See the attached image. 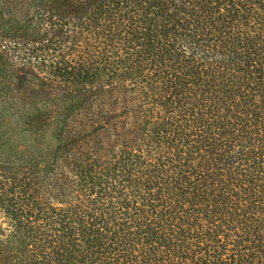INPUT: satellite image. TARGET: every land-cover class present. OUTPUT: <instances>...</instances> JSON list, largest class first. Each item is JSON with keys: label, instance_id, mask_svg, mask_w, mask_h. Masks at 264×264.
Listing matches in <instances>:
<instances>
[{"label": "trees", "instance_id": "1", "mask_svg": "<svg viewBox=\"0 0 264 264\" xmlns=\"http://www.w3.org/2000/svg\"><path fill=\"white\" fill-rule=\"evenodd\" d=\"M0 107V264H264V0H0Z\"/></svg>", "mask_w": 264, "mask_h": 264}, {"label": "rangeland", "instance_id": "2", "mask_svg": "<svg viewBox=\"0 0 264 264\" xmlns=\"http://www.w3.org/2000/svg\"><path fill=\"white\" fill-rule=\"evenodd\" d=\"M4 108H8V107H4ZM0 109H2V107H0ZM5 114H6V112L3 113V115H5ZM10 133H11V132H10ZM12 133L15 134V139H16L18 142H23V141L21 140V138H20V137L22 136L20 130H14V131H12Z\"/></svg>", "mask_w": 264, "mask_h": 264}]
</instances>
